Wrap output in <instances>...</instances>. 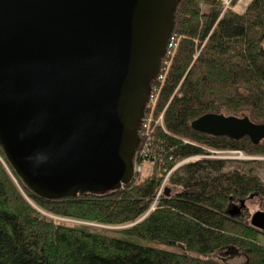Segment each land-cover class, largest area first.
I'll return each mask as SVG.
<instances>
[{
  "label": "trees",
  "instance_id": "obj_1",
  "mask_svg": "<svg viewBox=\"0 0 264 264\" xmlns=\"http://www.w3.org/2000/svg\"><path fill=\"white\" fill-rule=\"evenodd\" d=\"M175 14L179 44L152 114L147 153L140 142L134 159L151 162L154 172L106 194L46 199L26 186L0 147V264H233L226 257L237 251L246 257L242 264H264V231L232 213L252 195L264 200L256 169L243 166L262 161L230 168L233 159L210 157V149L264 157V139L193 126L206 114L264 124V0H252L243 13H222L217 0H180ZM193 156L200 158L176 167ZM168 183L181 193L167 195ZM50 213L122 228L56 222Z\"/></svg>",
  "mask_w": 264,
  "mask_h": 264
},
{
  "label": "water",
  "instance_id": "obj_2",
  "mask_svg": "<svg viewBox=\"0 0 264 264\" xmlns=\"http://www.w3.org/2000/svg\"><path fill=\"white\" fill-rule=\"evenodd\" d=\"M179 1L0 0V147L34 193L101 195L133 181ZM193 126L264 139L249 118L206 114ZM251 224L264 230V211Z\"/></svg>",
  "mask_w": 264,
  "mask_h": 264
},
{
  "label": "rangeland",
  "instance_id": "obj_3",
  "mask_svg": "<svg viewBox=\"0 0 264 264\" xmlns=\"http://www.w3.org/2000/svg\"><path fill=\"white\" fill-rule=\"evenodd\" d=\"M205 7V5H204ZM243 9H245V6L243 5H238L236 6V10L235 11H239V12H243ZM162 114V113H161ZM161 114L156 117V121L155 123H160L162 122V119H161ZM146 142V141H145ZM145 142L141 141V145L143 147V149L146 147L145 146ZM211 151V155L210 157H213V158H223V159H233L232 162L229 163V167L230 168H234V167H241L242 166V163H240L241 160H252V159H258L260 161H262V164L261 165H258L256 163H248L246 165H243L245 167H254L258 173V175L260 176V178L262 179V181L264 182V157H261V156H251V155H247L245 154L244 152H240V151H226V150H216V149H210ZM199 157L197 156H193V157H189V158H186V159H183L181 160L180 162H178L176 164V167H180L182 165H184L185 163L187 162H190V161H194L196 159H198ZM135 162V161H134ZM142 166H143V172H142V176L145 177L146 175L148 174H151L154 172V166L151 162H143L142 163ZM168 175V174H167ZM166 175V176H167ZM141 176V178H142ZM167 177H165L166 179ZM168 178H169V175H168ZM167 187H169L171 190H172V193H175L177 192V190L179 189V191L181 190L180 188H177V189H172V187L169 185H167ZM247 206H248V209L246 210L245 212V216L247 217V220L250 221V216L251 214H253L254 212L258 211V210H264V200L260 197V196H254V197H250L247 201ZM154 206H152L150 208V210L148 212H151V210L153 209ZM50 217L52 219H54L56 222L57 221H62V222H66L68 224H80V223H88V222H82V221H78L76 219H64L60 216H57L55 214H49ZM91 227H94V228H97V229H100V230H112V229H117L119 230L120 228H122L121 226L120 227H115V226H106L104 224H99V223H94V222H91V223H88ZM261 238V242L262 244H264V235H261L260 236ZM140 242L144 243L145 240H141L140 239ZM227 258V261L230 262V263H233V264H242V263H245L246 261V257L244 254L240 253V252H236V253H230Z\"/></svg>",
  "mask_w": 264,
  "mask_h": 264
},
{
  "label": "built area",
  "instance_id": "obj_4",
  "mask_svg": "<svg viewBox=\"0 0 264 264\" xmlns=\"http://www.w3.org/2000/svg\"><path fill=\"white\" fill-rule=\"evenodd\" d=\"M217 1L220 3V5L222 7V13H225L226 11H229V10L235 11L236 10V6H238V5L245 6V9H243V12H245L247 7L250 5L252 0H217ZM235 12L243 13V12H239V11H235ZM178 44H179V37L177 35H175L174 33H172V35H171V37L169 39L168 45H167L166 54H165V56L163 58V61H162L160 73L157 76V78L155 80H153L156 83L151 85L150 98H149V101H148V104H147V107H146V109L150 110V112L149 113L145 112V116L143 118L141 130H140V133L142 135L145 134L146 136H148L147 142L145 143L146 147L142 151L143 155L145 153H147L148 145H149L148 143H149V141L152 138L150 136V125H151L152 116H153L152 114H153V111H154V109L156 107V104H157L158 95H159V92H160V89H161V85H162L163 81L166 78V74H167L168 68L170 66V60L174 56V54H175V52L177 50ZM162 118H163V114L161 115V119ZM134 165H135V176H134L133 181L134 182H139L141 180V176H142V172H143L142 171L143 170V166H142V163H138L137 164L136 162H134ZM175 168L176 167H174V169ZM174 169H172L171 171H173ZM168 175L166 176L167 178L163 181V184H162V187H161V193L163 191H165L164 187H165V185L167 183Z\"/></svg>",
  "mask_w": 264,
  "mask_h": 264
},
{
  "label": "flooded vegetation",
  "instance_id": "obj_5",
  "mask_svg": "<svg viewBox=\"0 0 264 264\" xmlns=\"http://www.w3.org/2000/svg\"><path fill=\"white\" fill-rule=\"evenodd\" d=\"M175 189H177V188H175ZM181 191H182V190L179 191V189H178L177 192H175V194L181 193ZM248 199H249V198L246 199V205H242V202H241L242 200H240L239 202L236 203V204H238V206L241 207V211L238 212V213H237V212H236V213H233V212H232L235 216H236V215L244 216L246 210L248 209V206H247V201H248ZM258 211H260V210H258ZM262 211H264V210H262ZM256 212H257V211H256ZM241 213H242V214H241ZM254 213H255V212H254ZM254 213H253V214H254ZM253 214H251L250 217H252ZM250 221H251V218H250ZM260 230H261V229H260ZM263 231H264V230H263Z\"/></svg>",
  "mask_w": 264,
  "mask_h": 264
},
{
  "label": "bare ground",
  "instance_id": "obj_6",
  "mask_svg": "<svg viewBox=\"0 0 264 264\" xmlns=\"http://www.w3.org/2000/svg\"><path fill=\"white\" fill-rule=\"evenodd\" d=\"M159 106V105H158ZM157 108V107H156ZM157 110V109H156ZM159 113V112H158ZM161 114V113H160ZM158 116V115H157ZM162 127V126H161ZM167 128V127H166ZM172 130V129H171ZM189 136V135H188ZM163 139V138H162ZM187 142V141H186ZM141 147V146H140ZM158 152V151H157ZM203 153V152H202ZM210 153V152H209ZM164 164V163H163ZM15 173V172H14ZM159 188V187H158ZM261 195V194H260ZM242 214V213H241ZM241 216V215H240ZM254 227V226H253ZM254 234H256V233H254ZM260 235V234H259ZM256 236V235H255ZM259 237V236H258ZM257 243H259V242H257ZM156 244V243H155ZM263 247V246H262Z\"/></svg>",
  "mask_w": 264,
  "mask_h": 264
}]
</instances>
